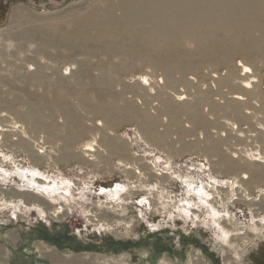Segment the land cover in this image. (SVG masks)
Wrapping results in <instances>:
<instances>
[{"label": "rangeland", "instance_id": "rangeland-1", "mask_svg": "<svg viewBox=\"0 0 264 264\" xmlns=\"http://www.w3.org/2000/svg\"><path fill=\"white\" fill-rule=\"evenodd\" d=\"M88 2L0 0V72L33 71L34 65L29 66L24 57L32 54L38 36L27 32L51 29L52 24L63 27L65 16ZM2 49L6 52L1 55ZM38 61L47 64L48 60L38 56ZM252 64V72L236 71L231 81L236 88L230 96L226 91V99L211 94L210 102L202 103L198 113L208 121L206 125L190 121L184 110L176 122L166 113L159 116L157 102L150 101L147 110L158 119L148 139L140 134L145 130L141 118L120 122L112 130L89 114L82 135L65 151L52 137L54 132L65 133L60 118L52 124L60 129L51 125L48 131L38 128L31 133L25 132L23 120L10 115L6 144L0 145V169L9 174L7 181L0 179V244L7 247L3 264H264V59ZM63 67L60 64V72L65 74ZM219 72L224 74L222 69ZM207 83L211 85V79ZM2 89L6 91L5 86ZM189 95L186 100L173 98L172 104L196 97ZM43 118L51 121L45 114ZM212 146L219 154L212 152ZM70 152L76 157H68ZM225 163L232 170H225ZM17 166L32 168L45 181L54 180L68 198L58 196L49 202L20 189L21 180L13 171ZM241 173L250 180L247 187L238 182L243 180ZM188 184L194 190L203 185L210 194L201 211L192 210L198 217H183L177 209ZM228 184L234 190L238 187L241 196L233 195ZM116 185L122 189L117 202L101 193V188ZM5 201L21 210L3 207ZM210 205L220 213V226L229 231L227 242L207 215Z\"/></svg>", "mask_w": 264, "mask_h": 264}, {"label": "bare ground", "instance_id": "bare-ground-1", "mask_svg": "<svg viewBox=\"0 0 264 264\" xmlns=\"http://www.w3.org/2000/svg\"><path fill=\"white\" fill-rule=\"evenodd\" d=\"M63 24V27L52 24L51 29L38 27L35 29L38 33L27 32L29 36H38L32 54L24 57L29 66L34 65L35 68L30 67L33 71L10 75L0 72V145L6 144L4 137L8 134L4 131L10 127L6 124L10 115L23 120L25 132L27 129L31 133L38 128L48 131L60 118L65 133L54 132L52 137L61 142L65 151L82 135L83 120L89 114L112 130L120 122L141 118L145 130L140 134L148 139L153 136L152 123L157 118L147 110L152 100L159 106V116L167 114L176 122L177 115L184 110L190 121L206 125L208 121L198 113L202 103L210 102L211 94L225 97L223 92L229 94L236 88L231 81L237 77L238 69L240 75L252 72V63L264 59V0H89L66 15ZM21 47L17 45L18 49ZM5 52L2 49L1 55ZM38 56L48 60L47 64L38 61ZM60 64L65 65V74L60 72ZM46 69L51 72H44ZM209 79L211 85L207 83ZM178 86L182 93L176 91ZM223 86L225 90L221 91ZM9 92L11 97L6 96ZM187 94L196 97L173 105V98L186 100ZM210 105L215 103L211 101ZM44 114L50 122L44 120ZM21 142L26 146L24 140L18 143ZM115 142L118 141L114 145ZM212 152L218 153L215 146ZM68 155L76 157L72 152ZM222 159L228 161L226 157ZM223 166L232 170L230 164ZM31 169L21 166L13 169L21 180L20 189L38 193L49 202L68 198L54 180L45 181ZM241 175L243 180L239 175L236 178L247 187L250 180L245 181L244 173ZM8 177L7 171L0 169V179L7 181ZM228 185L233 195L241 196L237 186L234 190ZM204 187L199 185L194 190L193 184H188L186 198L177 206L180 215L199 216L192 210L199 211L207 203L210 194ZM101 193L117 202L122 189L116 185L101 188ZM6 202L3 207L12 206L14 212L21 210L12 201ZM206 209L210 211L207 215L212 224L221 229V238L227 242L229 231L220 226L219 211L211 205ZM253 226L258 229L257 224ZM237 259L238 256L234 262Z\"/></svg>", "mask_w": 264, "mask_h": 264}, {"label": "crops", "instance_id": "crops-1", "mask_svg": "<svg viewBox=\"0 0 264 264\" xmlns=\"http://www.w3.org/2000/svg\"><path fill=\"white\" fill-rule=\"evenodd\" d=\"M14 230L15 229L13 228L11 230V233L14 234V235H16V233H15ZM11 247H12V245H11ZM5 249H7V247H5L4 244H0V264H3V262H4L3 259H4V251H5Z\"/></svg>", "mask_w": 264, "mask_h": 264}]
</instances>
